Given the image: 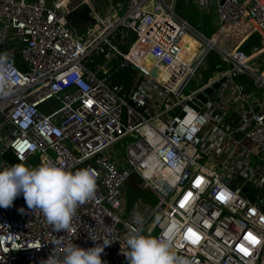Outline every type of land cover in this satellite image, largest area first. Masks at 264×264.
<instances>
[{"label":"built area","instance_id":"obj_1","mask_svg":"<svg viewBox=\"0 0 264 264\" xmlns=\"http://www.w3.org/2000/svg\"><path fill=\"white\" fill-rule=\"evenodd\" d=\"M67 1L0 0V170L13 165L6 153L17 164L91 169L95 199L77 208L66 232L30 211L23 196L0 208V264H41L69 241L88 249L105 239L111 245L101 259L127 264L122 252L134 231L171 241L190 264H264V74L242 43L254 36L264 43V0H194L200 10L216 5L221 43L166 0H127L112 17L92 10L82 29L70 27ZM232 33L242 38L228 47ZM186 35L199 43L190 61L181 57ZM212 52L227 67L185 93L209 71ZM147 56L149 70L141 65ZM128 69L129 90L115 80ZM221 79L203 107L189 104ZM130 135L136 141L122 157L116 144ZM134 176L159 206L139 195L127 210L124 190Z\"/></svg>","mask_w":264,"mask_h":264},{"label":"clouds","instance_id":"obj_2","mask_svg":"<svg viewBox=\"0 0 264 264\" xmlns=\"http://www.w3.org/2000/svg\"><path fill=\"white\" fill-rule=\"evenodd\" d=\"M3 59L0 58V62ZM96 189L97 178L93 170L66 171L51 161L34 168L14 164L0 170V208H10L15 199L23 196L27 208L39 210L56 232L71 231V220L77 208L94 200ZM20 211L23 213L24 209ZM89 239L99 241L91 234ZM110 245L105 239L102 244L83 249L69 241L61 256L53 251L41 264H107L101 254ZM125 247L127 251L122 255L127 264H190L189 260L176 255L171 241L143 235L139 231L129 232Z\"/></svg>","mask_w":264,"mask_h":264},{"label":"rangeland","instance_id":"obj_3","mask_svg":"<svg viewBox=\"0 0 264 264\" xmlns=\"http://www.w3.org/2000/svg\"><path fill=\"white\" fill-rule=\"evenodd\" d=\"M167 4L171 7L174 8L175 5V10L176 12L186 18L192 26H194L196 29L200 30L203 32L207 37H211L213 35H216L217 29H218V19H217V14L215 11L216 5H213L211 7V10L207 12L201 13L198 11V8L194 2V0H177L174 2V0H166ZM92 6L94 9L100 14V16H107V17H112L113 15H122L123 12H121V8L123 11L126 10L127 6V0H91ZM81 7V6H80ZM93 20V14L92 11H90L87 7L84 11L79 10V8H74L71 12V14L68 17L69 25L73 29H80L84 28L87 23H90ZM221 33L216 35L215 38H217V41L220 43L222 42V39L220 38ZM239 37H241V34L238 36L235 34H230L229 36L226 37V43L228 47L233 46L235 43L238 42ZM237 39V40H236ZM252 39V37H251ZM134 41V40H133ZM255 41L254 43H256ZM248 43V42H247ZM249 45L250 49V54L253 56L255 53H257L259 50L264 48V43L262 41L257 42L258 46H254V44H247ZM197 51H195V45H192L189 50H188V55L185 57L188 58V60L192 59ZM211 57L213 60H215L216 63H219L221 60L219 57L216 56L215 52H212ZM261 58L262 62L264 63V52L255 57L254 62H257ZM153 62V58L151 56L143 57L141 60V65L144 68L151 67ZM18 63V62H16ZM222 67L226 68V65H221ZM254 66V65H253ZM257 68V69H256ZM256 73H260V71L263 69L259 67L254 68ZM203 76L205 75L203 72L201 73ZM214 75V74H213ZM214 77V76H213ZM212 77V78H213ZM201 78L197 77L196 79L192 80L191 83L188 85L185 93H188L190 90L195 88L201 81ZM147 84V83H146ZM128 88V87H127ZM130 88V87H129ZM128 88V90H129ZM129 138V137H128ZM127 137L116 144V150L119 152V155L122 157H125L126 155V150L127 147L132 144L135 140L129 142ZM123 145V147H122ZM11 160V159H7ZM14 165V163H13ZM27 167H38L35 161L28 162L25 164ZM139 179L134 176L128 183L127 186L124 190V199L126 201V208L129 211L132 207V204L135 202L131 203L130 201L132 200L133 197L138 195V193L135 191L134 185H138ZM136 192V193H134ZM134 193V195H133ZM147 197L149 198V204H151L153 207H157L159 204V200L152 194L151 191H147ZM131 206V207H130Z\"/></svg>","mask_w":264,"mask_h":264},{"label":"trees","instance_id":"obj_4","mask_svg":"<svg viewBox=\"0 0 264 264\" xmlns=\"http://www.w3.org/2000/svg\"><path fill=\"white\" fill-rule=\"evenodd\" d=\"M255 41L259 42V37L258 36H254L252 37V42L253 43H247V44H257L254 43ZM246 44V43H245ZM249 45H245V49L248 51L249 50ZM218 57V56H217ZM223 63L220 61L219 63H216L215 60H213L212 57H209V61H208V68H209V71L204 75V81L205 82H208L210 81V79L214 76L213 74H218V73H221L225 67H222ZM125 79V84L127 85V87L129 88L133 82V78H134V72L130 69L128 70H125L124 72H122L121 74L115 76V80L116 82H121V79ZM6 159H11V161L14 163V164H17V161L13 158V157H10V154L8 153L5 157ZM138 187H136V185H134L135 187V191L138 193V195L136 194L135 197L132 198V200L130 201L131 203L134 202V198H135V201L137 200L138 196L141 195L148 203L150 202L149 201V198L147 197V191H151L152 194L159 200V197L148 187H145V190H143L141 187H140V183H138L137 185ZM140 187V188H139ZM137 188V189H136ZM134 192V193H136ZM133 193V195H134ZM135 203V202H134ZM134 203L132 204V206L134 205ZM131 207V206H130Z\"/></svg>","mask_w":264,"mask_h":264},{"label":"crops","instance_id":"obj_5","mask_svg":"<svg viewBox=\"0 0 264 264\" xmlns=\"http://www.w3.org/2000/svg\"><path fill=\"white\" fill-rule=\"evenodd\" d=\"M31 1H35V0H31ZM49 3H51L52 2V0H47ZM71 1V3H72V6L75 8V7H80L81 5H86L87 6V8L90 10V11H92V10H94L95 11V13H98L95 9H94V7L92 6V3H91V0H88V1H85V0H70ZM177 1V0H176ZM175 1V2H176ZM63 2L65 3V4H68L67 2V0H63ZM211 10V9H210ZM94 11L92 12V14L94 13ZM198 11H200L201 13H203V12H207V11H209V10H200V9H198ZM207 13H210V12H207ZM99 14V13H98ZM217 14V13H216ZM100 15V14H99ZM181 16V15H180ZM103 17H107V16H103ZM182 18H184L183 16H181ZM184 19H186V18H184ZM89 25V23H87L86 25H85V27H87ZM84 27V28H85ZM80 29H82V28H80ZM217 31H218V29H217ZM216 34H217V32H216ZM240 34H238V36H239ZM214 36V35H213ZM213 36H211V37H213ZM220 38H221V35H220ZM242 38V35H241V37H239V39H241ZM215 39H217V38H215ZM238 39V40H239ZM237 40V39H236ZM253 43L252 42V39L250 38V37H245L243 40H242V43H243V45L245 44V43ZM246 45V44H245ZM254 46H257V44H254ZM249 53H250V49H249ZM211 57V56H210ZM185 59L187 60L188 58L187 57H185ZM208 61H209V58H208ZM208 61H207V67H208ZM19 62H21V61H19ZM223 65H225V64H223ZM206 66H204V69H208ZM227 67V66H226ZM255 67H259V68H262L263 67V69L260 71V73H263L264 74V63L262 62V60H261V58L259 59V60H257V62L255 63L254 62V66H253V70H255L254 68ZM149 68L150 67H147V68H145L146 70H149ZM257 69V68H256ZM204 74H206L207 72H203ZM259 73V74H260ZM219 75V73L218 74H214V77L213 78H211L210 79V81H212V80H214L215 79V77H217ZM124 79V78H123ZM125 80V79H124ZM126 81V80H125ZM133 81H134V78H133ZM201 82L200 83H202V82H205L204 81V76L202 75V78H201V80H200ZM209 82V81H208ZM133 83V82H132ZM199 83V84H200ZM242 84H243V86L246 88V89H249L250 91H252L253 89H254V84H253V80L252 79H248V78H245V79H243L242 80ZM131 87V86H130ZM125 203H126V201H125Z\"/></svg>","mask_w":264,"mask_h":264},{"label":"bare ground","instance_id":"obj_6","mask_svg":"<svg viewBox=\"0 0 264 264\" xmlns=\"http://www.w3.org/2000/svg\"><path fill=\"white\" fill-rule=\"evenodd\" d=\"M221 39H222V35H221ZM216 41H217V39H215ZM192 45H195V51H197L198 50V47H199V43H198V41L195 39V38H193V37H191V36H189V35H186L185 37H184V40H183V42H182V46H183V51H182V53H181V57H182V59H184V60H186L185 59V56L186 55H188V50H189V48L192 46ZM264 52V48L263 49H261V50H259L257 53H255L254 55H253V57H256V56H258V55H260L261 53H263ZM193 59V58H192ZM192 59H190V60H192ZM190 60H188L187 59V61H190ZM129 137V138H128ZM127 138L129 139L128 141L129 142H131V141H133V140H135L137 137L135 136V135H130V136H128ZM122 147H123V145H122ZM8 153H6L5 155H4V158L6 157V155H7ZM6 159V158H5ZM153 159H155L154 157H153ZM155 193V192H154ZM156 194V193H155ZM157 195V194H156ZM158 196V195H157ZM159 197V196H158ZM159 205L161 204V200H160V198H159V203H158ZM158 205V206H159ZM144 233H147V230H144Z\"/></svg>","mask_w":264,"mask_h":264},{"label":"water","instance_id":"obj_7","mask_svg":"<svg viewBox=\"0 0 264 264\" xmlns=\"http://www.w3.org/2000/svg\"><path fill=\"white\" fill-rule=\"evenodd\" d=\"M86 5H81V7H78L79 10L84 11L86 9ZM156 75V73H154ZM224 82V79H221V81L215 82L211 87L206 88L202 93L198 94L197 97L190 102L189 104L193 106L203 107V104L207 102L208 97H210L214 90L218 89L220 87V84ZM197 107V108H198Z\"/></svg>","mask_w":264,"mask_h":264},{"label":"snow or ice","instance_id":"obj_8","mask_svg":"<svg viewBox=\"0 0 264 264\" xmlns=\"http://www.w3.org/2000/svg\"><path fill=\"white\" fill-rule=\"evenodd\" d=\"M189 196L191 195V193H189L188 194ZM221 196H223V194H221ZM187 196L185 197V200H187ZM184 205L183 204H181V207H183ZM189 231V233L191 234V235H193V236H195L196 234L192 231V229H189L188 230ZM250 239H252L253 240V242H255V237H251V235H250V237H249ZM194 243H195V241H193ZM241 251H243V252H245V254H247V249H245V248H241Z\"/></svg>","mask_w":264,"mask_h":264}]
</instances>
